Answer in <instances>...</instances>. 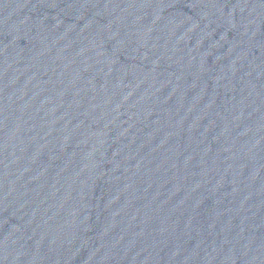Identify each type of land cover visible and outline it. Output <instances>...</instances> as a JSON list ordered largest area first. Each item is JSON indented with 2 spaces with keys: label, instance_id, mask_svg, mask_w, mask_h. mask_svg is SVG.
<instances>
[{
  "label": "water",
  "instance_id": "water-1",
  "mask_svg": "<svg viewBox=\"0 0 264 264\" xmlns=\"http://www.w3.org/2000/svg\"><path fill=\"white\" fill-rule=\"evenodd\" d=\"M264 182V0H0V264H133Z\"/></svg>",
  "mask_w": 264,
  "mask_h": 264
}]
</instances>
